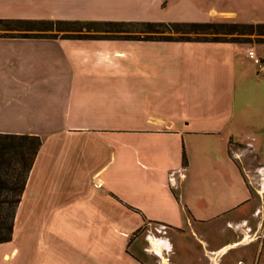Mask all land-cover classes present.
<instances>
[{"label":"crops","instance_id":"crops-1","mask_svg":"<svg viewBox=\"0 0 264 264\" xmlns=\"http://www.w3.org/2000/svg\"><path fill=\"white\" fill-rule=\"evenodd\" d=\"M219 13L197 0H0L3 20L199 23ZM247 51L0 37V134L40 140L0 264H172L184 238L207 259L231 246L201 229L226 231L250 210L242 154L230 152L255 151L264 135V65Z\"/></svg>","mask_w":264,"mask_h":264},{"label":"rangeland","instance_id":"rangeland-1","mask_svg":"<svg viewBox=\"0 0 264 264\" xmlns=\"http://www.w3.org/2000/svg\"><path fill=\"white\" fill-rule=\"evenodd\" d=\"M201 7L211 5L216 11H225L226 16L211 14L209 23L229 24H264V0H197ZM63 29V28H62ZM227 28H214L198 34H187V39L197 40H233L235 43H241L253 51L255 56L264 59V35H226ZM264 34V29L260 30ZM215 32V34H210ZM74 34L73 32H65ZM83 30L79 34H84ZM2 33L0 32V35ZM12 35L17 33L13 32ZM64 33H57L61 36ZM87 34L99 35V33ZM173 35V38H178ZM256 48V52L254 51ZM262 66V65H261ZM253 111V110H250ZM255 151L250 149L243 150L242 146L232 144L230 152L242 154L236 162L245 174L246 183L251 193V206L245 220L240 221L238 226L226 224V231L220 230V223H215L213 227H204L201 229V235L214 244V247L220 246L228 240H231V246H225L219 252L211 255L209 259L203 258L202 246L199 243L191 242L184 238V248L179 247L169 254L172 264H263L264 263V135L255 136ZM257 158H256V157ZM254 158L257 159L253 163ZM16 157L10 151L4 152L0 157V179L12 180L19 183L23 177V170L20 164L16 163ZM12 178V179H11ZM13 200L15 197L7 194H0V200ZM13 204L0 205V238L6 236L7 226L10 222L11 210ZM146 233L141 230L139 234ZM154 237H158L154 228H151ZM246 241L244 242L245 238ZM146 245V243H144ZM177 248V246H176ZM225 250V251H224ZM169 252V251H168ZM152 259L157 260L150 255ZM214 261H213V259Z\"/></svg>","mask_w":264,"mask_h":264},{"label":"trees","instance_id":"trees-1","mask_svg":"<svg viewBox=\"0 0 264 264\" xmlns=\"http://www.w3.org/2000/svg\"><path fill=\"white\" fill-rule=\"evenodd\" d=\"M63 28V29H62ZM227 28L226 35H264L260 30L264 24H215L209 22H122V21H52V20H3L0 19V37L19 38H60V39H87V40H130V41H209L231 42L230 40H197L187 39V34L204 33L209 29ZM84 34H79L81 31ZM17 33L12 35L11 33ZM73 32L74 34H66ZM99 33V35L87 34ZM57 33H64L58 36ZM215 34V32H210ZM178 35V38H173ZM40 140L34 136H16L0 134V157L6 151H10L23 170L21 182L0 179V194H9L15 197L13 200H0L1 204H13L10 222L7 226L6 236L0 238V243L10 239L12 221L15 207L21 194L32 161L39 149ZM182 165L185 160L182 157ZM12 179V178H11Z\"/></svg>","mask_w":264,"mask_h":264},{"label":"bare ground","instance_id":"bare-ground-1","mask_svg":"<svg viewBox=\"0 0 264 264\" xmlns=\"http://www.w3.org/2000/svg\"><path fill=\"white\" fill-rule=\"evenodd\" d=\"M246 239H247V237L245 238V240H244V242L246 241ZM150 244H151V248H152V250L156 253V254H158V255H160V256H162V242L160 241V240H156L155 238H150ZM225 251V250H224ZM218 253V252H217ZM213 259V258H212ZM213 261H214V259H213ZM163 264H168L167 263V260H163Z\"/></svg>","mask_w":264,"mask_h":264},{"label":"built area","instance_id":"built-area-1","mask_svg":"<svg viewBox=\"0 0 264 264\" xmlns=\"http://www.w3.org/2000/svg\"><path fill=\"white\" fill-rule=\"evenodd\" d=\"M246 56L249 60H251V62L256 65V66H261V65H264V59H260V58H257L255 56V54L253 53V51L251 50H248L247 53H246Z\"/></svg>","mask_w":264,"mask_h":264}]
</instances>
